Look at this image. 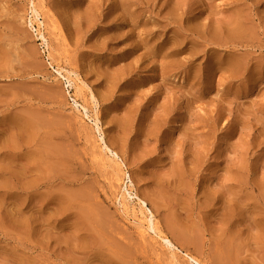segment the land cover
Returning a JSON list of instances; mask_svg holds the SVG:
<instances>
[{
  "label": "rangeland",
  "instance_id": "obj_1",
  "mask_svg": "<svg viewBox=\"0 0 264 264\" xmlns=\"http://www.w3.org/2000/svg\"><path fill=\"white\" fill-rule=\"evenodd\" d=\"M0 55V264H264V0H0Z\"/></svg>",
  "mask_w": 264,
  "mask_h": 264
},
{
  "label": "bare ground",
  "instance_id": "obj_2",
  "mask_svg": "<svg viewBox=\"0 0 264 264\" xmlns=\"http://www.w3.org/2000/svg\"><path fill=\"white\" fill-rule=\"evenodd\" d=\"M148 41H149V40H148ZM148 41H147V42H148ZM147 42H146V43H147ZM1 48H2V47H1ZM4 50H5V49H4ZM172 55H173V53H172ZM0 56H1V55H0ZM4 57H5V56H4ZM3 60H4V59H3ZM6 61H7V60H6ZM31 114H32V113H31ZM23 115H24V114H23ZM33 115H34V114H33ZM26 117H27V115H26ZM30 118H31V117H30ZM30 118H29V119H30ZM37 118H38V117H37ZM33 119H34V118H33ZM30 120H32V119H30ZM39 120H40V119H39ZM35 123H36V122H35ZM35 125H36V124H35ZM21 126H22V125H21ZM31 127H32V126H31ZM28 128H29V127H28ZM12 129H13V128H12ZM19 129H20V128H19ZM47 145H48V144H47ZM46 147H47V146H46ZM55 147H56V146H55ZM58 148H60V147H58ZM61 149H62V148H61ZM61 149H60V150H61ZM60 150H59V151H60ZM56 151H57V150H56ZM60 152H61V151H60ZM63 152H64V150H63ZM60 154H61V153H60ZM63 154H64V153H63ZM47 156H48V155H47ZM48 157H49V156H48ZM200 157H201V156H200ZM45 158H46V157H45ZM43 159H44V158H43ZM29 160H30V159H29ZM49 160H50V159H49ZM49 160H47V161H49ZM62 160H63V159H62ZM36 161H37V160H36ZM40 161H41V160H40ZM47 161H46V163H48ZM17 162H18V161H17ZM60 162H61V161H60ZM60 162H59V163H60ZM52 163H53V162H52ZM55 163H56V162H55ZM11 164H13V162H12ZM11 164H10V166H12ZM18 164H19V163H18ZM35 166H37V165L35 164ZM58 166H59V165H58ZM12 167H13V166H12ZM49 167H51V166H49ZM36 169H37V168H36ZM40 169H41V168H40ZM50 169H51V168H50ZM53 169L55 170V168H53ZM188 169H189V168H188ZM11 170H12V169H11ZM42 170H44V169H42ZM45 170H46V169H45ZM13 172H15V171H13ZM17 172H18V171H17ZM22 172H23V171H22ZM31 172H33V171H31ZM37 172H38V171H37ZM37 172H36V173H37ZM40 172H41V171H40ZM46 172H47V170H46ZM11 173H12V172H11ZM41 173H42V172H41ZM43 173H45V172H43ZM49 173H50V172H49ZM13 174H14V173H13ZM13 174H12V175H13ZM18 174H19V173H18ZM19 175H20V174H19ZM35 175H36V174H35ZM35 175H34V177H35ZM38 175H41V174L38 173ZM38 175H36V176L38 177ZM43 175H44V174H43ZM48 175H49V174H48ZM50 175H51V174H50ZM190 175H191V174H190ZM13 176H14V175H13ZM13 176H12V177H13ZM31 176H32V175H31ZM28 177H29V176H28ZM39 177H40V176H39ZM47 177H48V176H47ZM47 177H46V178H47ZM35 178H36V177H35ZM28 181H29V180H28ZM31 182H32V181H31ZM48 184H49V183H48ZM179 184H180V183H179ZM12 187H15V186H12ZM51 188H53V187H51ZM60 188H61V187H60ZM11 190H13V189H11ZM51 190H52V189H51ZM58 190H59V189H58ZM11 192H12V191H11ZM67 192H68V191H67ZM12 193H13V192H12ZM52 193H54V192H51V194H52ZM76 193H77V192H76ZM79 193H80V192H79ZM165 193H166V192H165ZM51 194H48V196H50ZM61 194H62V193H61ZM82 194L84 195V193H82ZM55 195H56V194H55ZM75 195H76V194H75ZM88 195H89V194H88ZM57 196H58V195H57ZM57 196H55V198H58ZM60 196H61V195H60ZM66 196H67V195H66ZM46 197H47V196H46ZM52 197H54V196H52ZM68 197H69V195H68ZM38 198H39V197H38ZM63 198H64V197H63ZM78 198H79V197H78ZM84 198H85V197H84ZM86 198H87V197H86ZM47 199H48V197H47ZM47 199H44V201L47 200ZM50 199H53V198H50ZM59 199H60V197L58 198V200H59ZM61 199H62V196H61ZM65 199H66V198H65ZM70 199H71V198H70ZM87 199H88V198H87ZM87 199H86V200H87ZM56 200H57V199H56ZM58 200H57V201H58ZM90 200H91V198H90ZM50 201H51V200H50ZM68 201H70V200H68ZM58 202H59V201H58ZM64 202H65V201H64ZM71 202H72V199H71ZM92 202H93V201H92ZM53 203H54V202H53ZM60 203H63V202H60ZM68 203H69V202H68ZM88 203H89V202H87V205H88ZM50 204H51V203H50ZM64 204H65V203H64ZM91 204H93V203H91ZM91 204H89V205H91ZM51 205L53 206V204H51ZM74 205H75V204H74ZM82 205H84V204H82ZM49 206H50V205H49ZM55 206H56V204H55ZM57 206H58V205H57ZM68 206H70V203H69ZM71 206H72V205H71ZM84 206H85V205H84ZM76 207H77V206H76ZM85 207H86V206H85ZM93 207H94V206H93ZM59 208H60V207H59ZM63 208H64V207H63ZM78 208H79V207H78ZM89 208H92V206L89 207ZM67 209H68V208H67ZM93 209H95V208H93ZM93 209H92V210H93ZM69 210H70V209H69ZM74 210H75V209H74ZM87 210H90V209H87ZM94 211H95V210H94ZM87 213H88V212H87ZM90 213H91V212H90ZM99 213H100V212H99ZM101 215L103 216V214H101ZM172 215H173V214H172ZM90 216H91V215H90ZM167 216H168V215H167ZM95 217H96V216H94V217L92 218V221H93V219H94ZM103 217H105V216H103ZM145 217H146V216H145ZM173 217H174V216H173ZM167 218H168V217H167ZM87 220H88V219H87ZM89 220H90V219H89ZM96 220H98L97 217H96ZM170 220H171V219H170ZM83 222H84V221H83ZM96 222L99 223V224H98L99 226H101V225L103 226L101 220H98V221H96ZM96 222H94V223H96ZM167 222H168V221H167ZM96 224H97V223H96ZM172 224H173V223H172ZM107 225H108V224H107ZM94 226H95V225H94ZM96 226H97V225H96ZM170 226H171V224H170ZM180 226H181V225H180ZM90 227H91V226H90ZM107 227H108V226H107ZM107 227H105V228H107ZM172 227H173V229H174V230H173V229H172V230L174 231V233H176L175 235H176L177 240L180 239V240L183 241V242H192V243H193V241H194V238H195V240H196V237L191 236L189 233H183L184 231L182 232L180 229H176V228H178V227H176V226H171V228H172ZM94 228H95V227H94ZM94 228H93V229H94ZM101 228H102V227H101ZM180 228H181V227H180ZM95 229H96V228H95ZM95 229H94V230H95ZM169 229H170V228H169ZM185 229H186V227H185ZM91 230H92V229H91ZM94 230H93V231H94ZM190 230H191V231H190V233H191V232H193L192 230H194V229H190ZM186 231H187V229H186ZM196 232H197V231H196ZM171 233H172V232H171ZM193 233H194V232H193ZM193 233H192V234H193ZM94 235H95V234H94ZM159 235H160V234H159ZM194 235H195V234H194ZM196 235H197V233H196ZM178 241H179V240H178ZM196 241H197V240H196ZM111 248H112V247H111ZM119 249H120V247H119ZM107 250H108V249H107ZM120 250H121V249H120ZM127 250H128V249H127ZM108 251H109V252H112L111 250H108ZM122 251H123V250H122ZM125 251H126V250H125ZM115 252H116V251H115ZM120 252H121V251H120ZM216 252H217V251H216ZM126 253H127V252H126ZM128 253H129V250H128ZM229 253H230V252H229ZM113 254H114V251H113ZM118 254H119V252H118ZM129 254H130V253H129ZM114 255H117V254H114ZM118 256H119V255H118ZM113 257H114V256H113ZM122 257H123V256H122ZM119 258H120V257H119ZM124 258H125V257H124ZM121 260H123V259H121ZM121 260H120V261H121ZM123 263H124V262H123ZM125 263H126V262H125ZM118 264H119V263H118Z\"/></svg>",
  "mask_w": 264,
  "mask_h": 264
}]
</instances>
